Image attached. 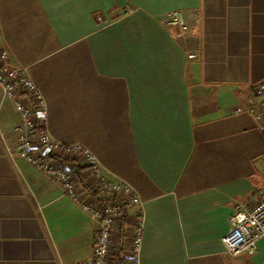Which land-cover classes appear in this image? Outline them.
Here are the masks:
<instances>
[{
	"label": "crops",
	"instance_id": "crops-1",
	"mask_svg": "<svg viewBox=\"0 0 264 264\" xmlns=\"http://www.w3.org/2000/svg\"><path fill=\"white\" fill-rule=\"evenodd\" d=\"M0 33L52 137L138 191L141 264H264V240L231 258L222 244L235 202L264 185V134L234 112L264 79V0H0ZM16 123L0 92L9 143ZM92 244L89 218L0 139V264H69Z\"/></svg>",
	"mask_w": 264,
	"mask_h": 264
},
{
	"label": "built area",
	"instance_id": "built-area-1",
	"mask_svg": "<svg viewBox=\"0 0 264 264\" xmlns=\"http://www.w3.org/2000/svg\"><path fill=\"white\" fill-rule=\"evenodd\" d=\"M176 21L178 16L171 14L163 23ZM0 92L1 100L10 102L17 117L13 142H7L0 133L6 155L23 158L42 176L59 184L62 194L91 222L90 257L69 264H141L145 220L144 201L138 191L111 173L89 148L52 137L43 93L26 67L9 62L8 51L1 45ZM250 92V102L237 106L234 112L250 114L264 134V79L251 84ZM261 164L264 166V162ZM131 208H135L132 215ZM260 240H264V185L256 186L245 200L235 202L229 229L222 237L223 255H252Z\"/></svg>",
	"mask_w": 264,
	"mask_h": 264
}]
</instances>
